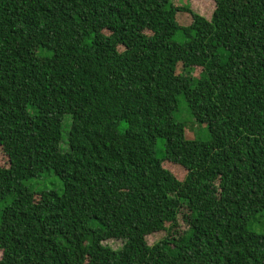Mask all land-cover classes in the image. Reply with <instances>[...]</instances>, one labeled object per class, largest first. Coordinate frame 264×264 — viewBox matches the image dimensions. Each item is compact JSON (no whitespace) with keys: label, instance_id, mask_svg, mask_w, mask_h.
Here are the masks:
<instances>
[{"label":"trees","instance_id":"obj_1","mask_svg":"<svg viewBox=\"0 0 264 264\" xmlns=\"http://www.w3.org/2000/svg\"><path fill=\"white\" fill-rule=\"evenodd\" d=\"M212 1L0 0V264H264V0Z\"/></svg>","mask_w":264,"mask_h":264},{"label":"rangeland","instance_id":"obj_2","mask_svg":"<svg viewBox=\"0 0 264 264\" xmlns=\"http://www.w3.org/2000/svg\"><path fill=\"white\" fill-rule=\"evenodd\" d=\"M171 2L175 5H185L190 7L192 10L198 12L199 14L209 17L210 14L213 11L214 4L212 0H171ZM176 19L180 25H186L190 22V16L187 13L184 12H178L176 15ZM175 39L179 42L182 41V35L178 33L175 36ZM179 71V68H178ZM179 119L180 120H187L188 121V127L186 130V137L187 138H206L208 136L207 130L206 129H201L199 132H196L198 129V124L194 121L192 117L188 115V113L184 110V103L179 101ZM61 146L65 147V141L63 140L61 142ZM0 162L1 164H6L5 157L3 154L0 152ZM170 170L174 174H176L178 177L183 176V171L182 169L176 167V166H171L167 165ZM25 184L34 189V190H54L58 193L62 192V183L59 180V178L54 174L52 170L44 171L41 173L39 177L33 178L31 180H28L25 182ZM180 226L183 228V224L180 220ZM256 227H253L254 230L261 232L264 231L262 227H264V219L262 218L259 223L255 224ZM164 232H156L148 235L146 237V241L148 244H152L155 241L159 240L164 236ZM124 241L122 239H108L103 242L104 245L112 248V249H117L120 248L123 245Z\"/></svg>","mask_w":264,"mask_h":264}]
</instances>
